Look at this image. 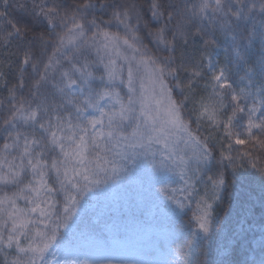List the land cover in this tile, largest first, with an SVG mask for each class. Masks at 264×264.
Wrapping results in <instances>:
<instances>
[{
  "label": "snow or ice",
  "instance_id": "snow-or-ice-1",
  "mask_svg": "<svg viewBox=\"0 0 264 264\" xmlns=\"http://www.w3.org/2000/svg\"><path fill=\"white\" fill-rule=\"evenodd\" d=\"M0 82V264H231L229 187L258 176L264 208V0H0ZM133 177L169 238L186 220L179 260L80 227Z\"/></svg>",
  "mask_w": 264,
  "mask_h": 264
},
{
  "label": "rangeland",
  "instance_id": "rangeland-1",
  "mask_svg": "<svg viewBox=\"0 0 264 264\" xmlns=\"http://www.w3.org/2000/svg\"><path fill=\"white\" fill-rule=\"evenodd\" d=\"M213 57L223 63L225 55L224 58H219L215 54ZM141 204L144 205V216L134 217L129 207L133 209ZM118 207L125 212L118 213ZM77 211L80 212V209ZM113 211L116 213L113 214ZM80 214L83 220L80 224L82 229L87 228L95 233H102L108 239L130 244L138 251L140 259H156L160 254H163L165 259L179 260L180 258L173 253L181 251L172 245L179 237L180 231L175 228L176 235L172 238L166 235L167 223L159 217L148 202L140 198L137 177L125 179L122 185L106 196L99 199L89 198L86 214L83 212ZM113 255L119 257L122 254L113 253Z\"/></svg>",
  "mask_w": 264,
  "mask_h": 264
},
{
  "label": "trees",
  "instance_id": "trees-1",
  "mask_svg": "<svg viewBox=\"0 0 264 264\" xmlns=\"http://www.w3.org/2000/svg\"><path fill=\"white\" fill-rule=\"evenodd\" d=\"M69 3L81 2V0H68ZM139 3L144 4L147 7L148 0H138ZM11 13L9 18L19 17L20 13L14 9H9ZM108 17L105 16V19ZM27 19V18H25ZM31 27V25H29ZM36 31H40V28H36ZM115 30V29H113ZM208 39H216L215 37H207ZM148 41L145 40V43ZM196 45L199 47L202 45V41L197 40ZM258 47V44H257ZM226 44L222 39H216V44L208 48V51L213 55H217L219 58H224ZM15 50V44L13 49ZM224 50V51H223ZM3 71L7 73V87H11L17 83L15 65L12 69H9L5 63ZM7 87L3 86V82H0V99L7 97ZM28 89H25L27 94ZM229 179L231 177L229 176ZM261 193L260 178L251 174H245L244 177L237 179L228 189V195L225 197L223 206L219 210V216L217 218V241L222 242L224 237L229 233H236L237 238L231 242L229 259L231 264H245L246 261L251 262L260 259V249L257 241H259L262 231L261 226L264 225V208L261 207L258 197ZM251 195L253 203L247 204L246 207L250 209L247 214H241L237 216L235 211H232L229 215H225V211L232 206L235 210L240 204H244ZM137 207V206H136ZM133 209L129 207V211L135 216L143 217L144 205ZM118 213L123 214L125 210L121 207L117 209ZM113 214L116 211L112 212ZM190 215V213H189ZM180 231L179 237L173 242V246L177 247L180 251L186 250L187 242V226L186 220L181 222V226L177 227ZM217 249L213 246L212 259L215 261L217 258Z\"/></svg>",
  "mask_w": 264,
  "mask_h": 264
}]
</instances>
